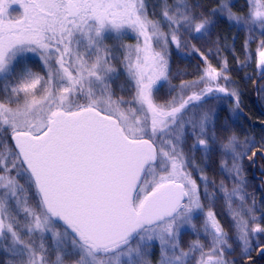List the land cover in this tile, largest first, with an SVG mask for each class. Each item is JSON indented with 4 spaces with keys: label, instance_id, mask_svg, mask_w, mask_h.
<instances>
[{
    "label": "snow or ice",
    "instance_id": "1",
    "mask_svg": "<svg viewBox=\"0 0 264 264\" xmlns=\"http://www.w3.org/2000/svg\"><path fill=\"white\" fill-rule=\"evenodd\" d=\"M221 16L259 32L264 80V0L247 13L229 0L207 11L192 0H0V264H239L221 205L241 254H264V200L244 168L264 145L219 121L218 94L234 113L241 103L219 40L191 43ZM172 45L202 63L178 86Z\"/></svg>",
    "mask_w": 264,
    "mask_h": 264
},
{
    "label": "trees",
    "instance_id": "2",
    "mask_svg": "<svg viewBox=\"0 0 264 264\" xmlns=\"http://www.w3.org/2000/svg\"><path fill=\"white\" fill-rule=\"evenodd\" d=\"M193 3H200L204 6V10L207 11L214 6L216 0H192ZM230 5L234 12L247 13L248 1L247 0H229ZM13 15H16L14 12ZM250 35L256 36V41L249 44V53L245 52V41L249 39ZM259 32L250 34L248 30L240 25L228 22L223 16L217 18V26L212 32L210 38L205 37V40H192L191 43L202 51H206L207 48L212 47V42L219 40L222 45L221 56L226 57L228 61V73L231 81L230 85H227L230 89H237L240 92V108L237 112H232L235 101L232 97L225 96L223 93L218 95L224 97L220 101H213L215 106H220L218 110V118L220 123H224L226 120L232 125L237 135L241 140L246 136L252 138L256 142V146L260 147L264 145V103L262 102L263 92L258 91L259 86L264 83V80H259L260 77L257 74L256 69V50L259 41ZM129 38V42H130ZM170 68L174 74L181 73L182 75H175L172 79V84L178 86L181 79L193 80L197 76V67L201 66V58L198 53L193 52L191 46L188 49L179 51L175 45L170 48ZM251 55V59H248V55ZM220 57H211L212 63L218 64ZM29 62L36 70L42 69V64L38 57L30 55ZM221 83H225L223 80ZM160 96L162 99L167 98L168 85L165 84L160 90ZM176 93H173L175 95ZM251 153H249L250 155ZM215 164L209 169L208 175L214 178L217 184L221 179H224L220 175L219 161L220 157H214ZM255 163L244 160L245 176L249 183V190L254 191L258 201L264 200V194L262 192V186L260 180L264 181V162L258 156L253 158ZM252 171L260 179H254ZM231 186L230 181H226ZM215 211L221 213L218 219L221 220L222 225L226 230H229V235L232 239L229 241L233 244L234 251L228 255V259H236L239 264H253L263 263L264 254H260L259 250L251 252V259L241 254V249L238 241L235 238V232L231 229V217L223 211L222 205L218 206ZM259 214V213H258ZM190 232L184 237L185 242L194 239ZM155 258L159 257V249L154 250Z\"/></svg>",
    "mask_w": 264,
    "mask_h": 264
},
{
    "label": "flooded vegetation",
    "instance_id": "3",
    "mask_svg": "<svg viewBox=\"0 0 264 264\" xmlns=\"http://www.w3.org/2000/svg\"><path fill=\"white\" fill-rule=\"evenodd\" d=\"M255 175L256 176V174H255V172L254 171H252V175ZM253 178H254V176H253ZM255 179H257V180H260L257 176H256V178ZM260 182H261V188H262V192H263V194H264V181L263 180H260ZM198 223H201V221H199ZM253 264H264V262L263 263H253Z\"/></svg>",
    "mask_w": 264,
    "mask_h": 264
},
{
    "label": "rangeland",
    "instance_id": "4",
    "mask_svg": "<svg viewBox=\"0 0 264 264\" xmlns=\"http://www.w3.org/2000/svg\"><path fill=\"white\" fill-rule=\"evenodd\" d=\"M248 1V0H247ZM130 37H131V34H130ZM130 42H132V43H134V40L133 39H131L130 38ZM256 69H257V67H256ZM263 94V96H264V92L262 93ZM262 99V102L264 103V97H262L261 98ZM216 108H217V115H218V110L220 109V106H216ZM263 125H264V123H263ZM201 223H202V219H201ZM191 233V232H190ZM194 239H195V237H194ZM156 248H158V246L156 247ZM159 249V248H158Z\"/></svg>",
    "mask_w": 264,
    "mask_h": 264
},
{
    "label": "water",
    "instance_id": "5",
    "mask_svg": "<svg viewBox=\"0 0 264 264\" xmlns=\"http://www.w3.org/2000/svg\"><path fill=\"white\" fill-rule=\"evenodd\" d=\"M259 80H261V78L259 79ZM264 114V113H263ZM257 156H259L261 159H262V161L264 162V158H262V156H261V154L260 153H258L257 154ZM253 176H254V179L256 178V176L253 174Z\"/></svg>",
    "mask_w": 264,
    "mask_h": 264
}]
</instances>
